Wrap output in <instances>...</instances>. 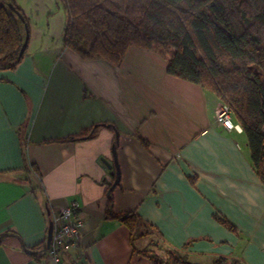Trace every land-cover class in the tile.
Returning <instances> with one entry per match:
<instances>
[{"label":"crops","instance_id":"obj_1","mask_svg":"<svg viewBox=\"0 0 264 264\" xmlns=\"http://www.w3.org/2000/svg\"><path fill=\"white\" fill-rule=\"evenodd\" d=\"M14 2L28 39L19 64L0 71V264H51L52 214L70 200L83 226L61 264H152L133 253L150 238L131 244L105 218L109 194L115 213L136 212L191 264H264V189L241 128L214 122L219 101L168 75L154 51L130 47L118 66L82 59L63 45L58 0ZM112 147L119 184L108 192Z\"/></svg>","mask_w":264,"mask_h":264},{"label":"trees","instance_id":"obj_2","mask_svg":"<svg viewBox=\"0 0 264 264\" xmlns=\"http://www.w3.org/2000/svg\"><path fill=\"white\" fill-rule=\"evenodd\" d=\"M66 11L64 47L82 59L118 66L130 47L165 58L168 75L198 85L226 104L245 136L251 166L264 189V0H58ZM22 15L14 0H0V71L21 61ZM146 145V141L141 139ZM116 146V144H114ZM109 194L105 218L128 231L136 251L152 264H191L163 245L160 233L136 212L115 213ZM222 227L237 233L226 220ZM193 242L190 240L184 246ZM213 264H239L220 257Z\"/></svg>","mask_w":264,"mask_h":264},{"label":"built area","instance_id":"obj_3","mask_svg":"<svg viewBox=\"0 0 264 264\" xmlns=\"http://www.w3.org/2000/svg\"><path fill=\"white\" fill-rule=\"evenodd\" d=\"M214 122L225 130L238 129L231 118V112L226 104L219 102L213 111ZM83 226L79 203L70 200L65 206L52 214L51 241L46 252V258L51 264H61L60 253L78 244V236Z\"/></svg>","mask_w":264,"mask_h":264},{"label":"water","instance_id":"obj_4","mask_svg":"<svg viewBox=\"0 0 264 264\" xmlns=\"http://www.w3.org/2000/svg\"><path fill=\"white\" fill-rule=\"evenodd\" d=\"M9 9L11 11H13L17 15L18 19L21 22L24 21L23 16L18 14L17 12H15V10L11 6H9ZM23 27H24L25 35H24V43H23V46H22L21 51H20L21 54L24 53V51H25V47H26L27 39H28L27 25L24 24ZM116 137H117V135H116ZM112 154H113V167L115 169V179H114V182L112 183L111 187L109 188L108 192H110L117 184H119V167H118L117 157H116V153H115V148L114 147H112ZM103 162L106 165V167H108L109 169L111 168V165L109 163H107L104 160H103ZM50 241H51V226H50L49 231L47 233L46 248H49Z\"/></svg>","mask_w":264,"mask_h":264}]
</instances>
